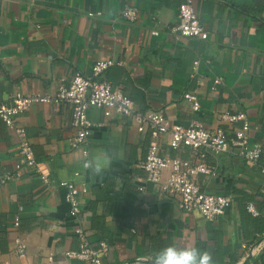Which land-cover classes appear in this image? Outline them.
<instances>
[{"label":"crops","instance_id":"crops-1","mask_svg":"<svg viewBox=\"0 0 264 264\" xmlns=\"http://www.w3.org/2000/svg\"><path fill=\"white\" fill-rule=\"evenodd\" d=\"M180 1L0 0V100L8 102L16 91L53 94L74 70L89 74L96 59H112L103 78L128 93L138 110H163L179 123L226 130L219 113L245 111L264 165V0H193L208 32L203 40L169 32ZM125 7L135 8V18L122 16ZM215 76L222 81L211 87ZM193 88L197 111L182 100ZM88 115L99 125L88 140L87 167L67 141V104L31 102L18 116L35 158L49 169L50 186L28 167L13 174L17 136L0 119V175L12 174L0 183V264L80 262L65 255L78 246L65 190L57 184L65 178L85 187L76 197L79 219L91 245L107 243L103 264H153L156 250L171 243L207 250L215 264H245L264 255V174L258 166L219 153L217 175L197 176L204 190L233 196L231 206L208 222L145 181L148 131L139 132L130 117L105 118L97 108ZM167 140L160 139L163 154L189 156L187 146L171 148ZM247 202L257 215L246 210ZM16 239L25 244L24 256L15 252Z\"/></svg>","mask_w":264,"mask_h":264},{"label":"built area","instance_id":"built-area-1","mask_svg":"<svg viewBox=\"0 0 264 264\" xmlns=\"http://www.w3.org/2000/svg\"><path fill=\"white\" fill-rule=\"evenodd\" d=\"M121 14L124 18L133 19L136 10L133 7H125ZM168 29L175 38L187 36L203 40L208 37V32L195 11L193 0L179 2L177 21ZM113 63L112 59H96L89 74L74 70L68 83L59 85L53 94L16 91L8 102L0 100V119L17 136L16 150L20 159L15 163L13 174L22 167H28L33 169L43 183L49 186L53 183L47 165L35 158L25 127L18 119L31 102H51L55 106L67 104L70 107L72 133L67 141L71 150L79 152L84 167L89 166V137L93 128L99 125L89 118V111L97 108L105 118H114L117 115L130 117L139 132L150 133L147 152L141 161L145 181L150 182L154 189L172 196L185 211L197 212L208 222L222 215L233 202L232 194L208 192L197 180L200 174L205 178L217 175L214 164L217 154L238 155L247 165L258 166L264 174V165L260 163L262 144L250 140V122L245 111L220 112V120L228 124L229 130H226L221 126L208 128L194 120L179 123L171 120L163 110H138L128 93L103 78V72ZM198 63V59L193 60L194 69H197ZM221 81L220 76H215L211 87ZM182 100L187 102L193 111L200 108L199 96L194 88L184 91ZM164 135H168L167 143L171 148L187 146L189 156L163 154L160 139ZM11 176V173L0 175V183ZM57 184L65 190L64 199L68 204V214L75 222L73 234L78 238L77 249L67 250L65 255L80 260L72 264H103V257L108 251L107 243L100 241L97 246L91 245L79 219L80 208L76 197L85 187H79L78 183L69 178L61 179ZM138 189L142 191L144 186L139 185ZM245 208L252 215L259 213L251 202H247ZM17 223L18 217H15L14 224ZM14 248L19 256L25 255V244L20 239L15 240ZM256 250L257 248H252L249 255L254 256ZM124 264L146 263L135 260ZM245 264L257 263L249 258Z\"/></svg>","mask_w":264,"mask_h":264},{"label":"clouds","instance_id":"clouds-1","mask_svg":"<svg viewBox=\"0 0 264 264\" xmlns=\"http://www.w3.org/2000/svg\"><path fill=\"white\" fill-rule=\"evenodd\" d=\"M95 171L101 170L96 165ZM153 264H215L212 254L195 245L178 246L176 243L168 244L154 253Z\"/></svg>","mask_w":264,"mask_h":264},{"label":"trees","instance_id":"trees-1","mask_svg":"<svg viewBox=\"0 0 264 264\" xmlns=\"http://www.w3.org/2000/svg\"><path fill=\"white\" fill-rule=\"evenodd\" d=\"M248 2H252L254 4H257L256 0H248ZM256 262H257V264H264V255L260 254V256L257 258Z\"/></svg>","mask_w":264,"mask_h":264}]
</instances>
